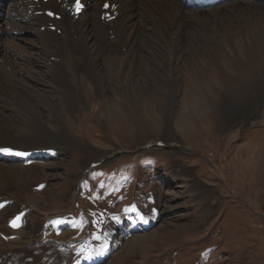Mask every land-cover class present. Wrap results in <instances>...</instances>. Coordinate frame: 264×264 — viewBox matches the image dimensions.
I'll use <instances>...</instances> for the list:
<instances>
[{
    "label": "rangeland",
    "instance_id": "obj_1",
    "mask_svg": "<svg viewBox=\"0 0 264 264\" xmlns=\"http://www.w3.org/2000/svg\"><path fill=\"white\" fill-rule=\"evenodd\" d=\"M257 6L211 12L198 24L185 18L155 40L153 54L104 61L103 97L84 72L89 81L74 88L82 100L64 119L78 144L41 168L20 161L37 175L22 167L24 183L0 190V212L17 210L0 222V244L31 264L102 249L101 264H264V3ZM25 38L17 51L37 57L36 35ZM156 139L163 145L151 148L163 150L135 151ZM86 148L93 161L117 152L86 168Z\"/></svg>",
    "mask_w": 264,
    "mask_h": 264
},
{
    "label": "bare ground",
    "instance_id": "obj_2",
    "mask_svg": "<svg viewBox=\"0 0 264 264\" xmlns=\"http://www.w3.org/2000/svg\"><path fill=\"white\" fill-rule=\"evenodd\" d=\"M70 1L61 0L57 3L58 0H49L48 3H40L42 5L40 8L32 0H0V18H4L0 19V59L3 60V63L0 62V69H2L0 73V149L11 150L0 151V190L24 183L22 167L25 166L20 163L21 160L25 165L30 161L29 164L34 165L35 169L41 168L44 162L54 156L57 151L73 150L72 148L77 146L78 143H74L70 131L66 124L64 125V119L69 118L68 115L73 116V110L82 100L80 94L83 93L79 94L74 88L76 85L87 83L85 80L88 78L84 72L92 76V83L97 88L96 95L103 97L98 66L104 61L129 57L134 62L145 50L153 54L152 44L157 45L155 40L159 41L169 35L176 26L182 29L183 25L178 23L184 22L185 18L198 24L205 22L211 12L217 15L228 7L239 5L249 6L251 12L258 7V3H264V0L220 1L212 7V11L205 13L201 7L188 3L186 0H84L86 9L79 18H76L70 14V11L63 9L62 4ZM106 1L114 4V8L116 7L114 11L117 16L110 21L107 19L112 16L109 15L111 10H103ZM161 1L165 6L158 5ZM49 4H54L59 13L65 15L68 27L62 24L64 17L60 22L44 14V10L51 7L48 6ZM54 25L63 27V36L51 30ZM33 33L39 41L33 46L34 52L38 54L37 57L19 53L21 45L16 40L19 42L24 40L23 43L28 44L25 36ZM6 41L8 44H5ZM109 41L114 43L111 44ZM78 45L80 49L77 48ZM120 46H127V52L119 51ZM28 50L32 51L30 46ZM11 54L17 57L22 68L11 61L6 62L5 56ZM11 76L14 77L13 80ZM49 81L54 82L55 89L47 88L46 84ZM66 82L70 83L69 87L66 86ZM54 91L61 94L60 101L49 99L48 94ZM50 124L60 125L62 128L54 131ZM23 125L26 129H22ZM159 141L163 140L156 139L138 144L134 146L135 151L163 150L155 147L144 148L149 143ZM60 145L70 148L56 149ZM167 146L174 148L176 145L167 144ZM86 152L88 154L83 161L88 168L91 163L100 161L103 157L115 154L117 151L100 153L97 161L87 159L92 156L89 153L94 154L93 148H86ZM34 155L37 156L36 159ZM25 168L30 174L37 175L33 171L34 168L31 170L28 167ZM27 187L23 186V191ZM2 193L0 192V195ZM24 197L30 198L23 194ZM84 198L83 196L82 199ZM16 214L17 210L2 211L0 222H8ZM107 257L109 253L102 249L97 256L80 258L78 264H101ZM0 264L31 263L23 257L21 252L6 250L0 244ZM36 264L75 263L70 259L58 262L51 259Z\"/></svg>",
    "mask_w": 264,
    "mask_h": 264
},
{
    "label": "snow or ice",
    "instance_id": "obj_3",
    "mask_svg": "<svg viewBox=\"0 0 264 264\" xmlns=\"http://www.w3.org/2000/svg\"><path fill=\"white\" fill-rule=\"evenodd\" d=\"M76 8H77V10H79V8H80L79 0H77ZM0 151L8 152V151H11V150L10 149H0ZM0 207H3V205H0ZM20 220H21V217L20 216H17L15 218V220L12 222V226L13 227H19L20 226Z\"/></svg>",
    "mask_w": 264,
    "mask_h": 264
}]
</instances>
